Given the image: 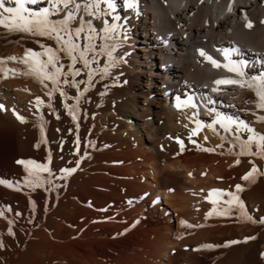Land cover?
<instances>
[{
	"label": "bare ground",
	"instance_id": "1",
	"mask_svg": "<svg viewBox=\"0 0 264 264\" xmlns=\"http://www.w3.org/2000/svg\"><path fill=\"white\" fill-rule=\"evenodd\" d=\"M115 3L116 21L78 13L98 32L105 20L120 26L114 40L95 36L97 48L119 45L118 63L106 74V54L93 62L91 81L74 65L82 69L78 87L25 76L19 59L5 63L16 74L0 72V179L13 185L0 184V264H264V158L238 156L253 133L216 122L231 117L264 135V108L252 89L214 83L264 77V0ZM24 35L0 37V58L58 47ZM60 57L67 71L71 61ZM230 60L245 62L244 77L228 71ZM18 160L46 164L50 173L39 172L34 186L32 166ZM253 165L254 182L242 180ZM237 184L255 222L236 206L217 214L227 196L206 199L210 189L235 192Z\"/></svg>",
	"mask_w": 264,
	"mask_h": 264
},
{
	"label": "snow or ice",
	"instance_id": "2",
	"mask_svg": "<svg viewBox=\"0 0 264 264\" xmlns=\"http://www.w3.org/2000/svg\"><path fill=\"white\" fill-rule=\"evenodd\" d=\"M44 4L46 6H41L38 8H33L31 6ZM8 5V6H6ZM105 5L106 7H101ZM124 5L128 8H135V0H124ZM116 9L115 0H0V27L9 33L13 32H22L28 33L36 36H44L50 40L55 41L58 47L45 46L41 45L44 49L43 52H35L32 49H26L24 57L17 58L15 56H9L5 58H0V72L4 73V78H7V73L11 72L13 74L17 73L16 69H9L5 67V63L8 60H17L19 59L20 63L26 66V70L22 73L25 76H33L37 79L38 82L43 83L44 80H50L53 85H59L61 83L69 85L71 87H78L82 82L76 81L75 77L80 75L82 69L74 67V65L79 62L83 65V68L87 70L88 80L91 81L92 76L95 73L92 64L96 61L98 55L106 54L109 57V63L106 64L101 72L104 74L107 73L108 68L116 66L118 63V58L113 56V53L116 51L119 46L116 43L112 45L101 44L99 48L93 43V40L96 35H99V32H103L104 35L100 37L101 40H114L116 36L119 35L120 26L116 23L109 21H104V27L97 31L91 23V21H85L82 16H78V13L81 11L88 13L90 16L100 18L102 16H111L113 21L119 20L118 15L114 16L113 13ZM229 11H231V5H229ZM63 14L60 19H56L59 14ZM79 21L78 26H73V21ZM247 28L252 27V23L249 21L245 25ZM87 28V30H86ZM115 34V36L113 35ZM83 39L85 43L81 45L78 41ZM60 53H63L71 63L67 66V71H63L64 65L59 63L61 57ZM89 53L92 55L89 56ZM200 55L205 56L208 59L213 67H221V65L214 60L211 56H208L203 50L200 51ZM225 58L228 59L230 56V51L224 50ZM41 56L46 57V59H40ZM229 63L232 67H228V71L235 72L237 76L244 77L245 73L242 70L244 61H234L230 60ZM63 77V79H61ZM71 77V79H69ZM216 85L220 84H234L240 87H248L252 89L258 100L256 106L258 108H264V77H252L251 80L243 79H223L214 81ZM61 95L66 96L67 93L63 89L57 88ZM219 89L214 88L213 91H218ZM51 95V93H49ZM79 99V96H77ZM177 100H180V97H177ZM37 103H40V98L37 97ZM211 103V101H209ZM187 106H195L184 104ZM4 106L0 105V109ZM67 107V106H66ZM177 107H181L180 104H177ZM71 114V112H70ZM17 119L21 122L25 121V118L19 114ZM73 115V119L75 120ZM261 121H264V117H259ZM220 123L221 127L225 131L229 130V125L236 124V132H239L241 129H245L253 135H250L247 140L243 141L240 144L241 151L237 154L239 155H252L260 156L264 158V135L259 133H254V130L249 127L248 124L243 121L233 120L231 117H218L216 121ZM211 127V125H208ZM43 131V128H41ZM195 134V130L193 132ZM239 139V136L236 137ZM78 143V141H77ZM182 143V142H181ZM253 145L255 146V151H253ZM183 151V147L181 149ZM206 151H211V149H205ZM240 161L237 159L236 163ZM18 164L25 165L26 170L28 166H32V170L29 171L30 176L36 177L37 183L34 186H39V172H49L50 169L46 164H39L33 160H18ZM79 161H77V164ZM61 171L65 173L74 172L75 169H62ZM258 173V169L253 165L252 169L249 172L245 173L241 177L242 180L254 182L252 178L255 174ZM0 184H4L8 187H12V183L3 179H0ZM243 186L237 184L235 186V192L225 191L222 189H210L208 197H212L215 193L218 196H227L229 199L225 200L224 203L228 205L227 208L223 209L222 212L217 213L220 215L229 214L231 208L236 206L240 210V214L248 221H253V218L247 214L244 207V201L240 198L238 193L242 192ZM213 205H216V201H211ZM213 214L211 211L206 213V216ZM264 223V218H261L259 221ZM182 225L186 222L182 221ZM254 239V237H250ZM228 243H238V241H230ZM0 243V247H2ZM220 245H217L219 247ZM227 247L228 244L222 245ZM203 247H213V245H203ZM264 256V253H262Z\"/></svg>",
	"mask_w": 264,
	"mask_h": 264
},
{
	"label": "rangeland",
	"instance_id": "3",
	"mask_svg": "<svg viewBox=\"0 0 264 264\" xmlns=\"http://www.w3.org/2000/svg\"><path fill=\"white\" fill-rule=\"evenodd\" d=\"M5 34H4V33ZM4 36H3V35ZM6 34H8V37H11L12 35H18V36H23L24 34V36H32L31 34H28V33H22V32H13V34L12 33H9V32H7V31H5L2 27L0 28V37L3 39V37H4V39H6L7 38V36H6ZM21 34V35H20ZM34 36H36V35H34ZM93 43L97 46V42H96V38H94V40H93Z\"/></svg>",
	"mask_w": 264,
	"mask_h": 264
}]
</instances>
